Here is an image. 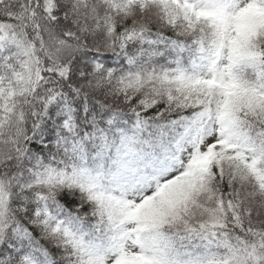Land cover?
<instances>
[{
	"label": "snow or ice",
	"instance_id": "6c2138e0",
	"mask_svg": "<svg viewBox=\"0 0 264 264\" xmlns=\"http://www.w3.org/2000/svg\"><path fill=\"white\" fill-rule=\"evenodd\" d=\"M0 264H264V0H0Z\"/></svg>",
	"mask_w": 264,
	"mask_h": 264
}]
</instances>
